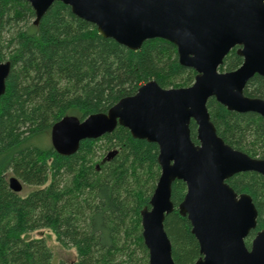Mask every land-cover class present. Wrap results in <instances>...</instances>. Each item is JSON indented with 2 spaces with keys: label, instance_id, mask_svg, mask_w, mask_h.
Instances as JSON below:
<instances>
[{
  "label": "trees",
  "instance_id": "16d2710c",
  "mask_svg": "<svg viewBox=\"0 0 264 264\" xmlns=\"http://www.w3.org/2000/svg\"><path fill=\"white\" fill-rule=\"evenodd\" d=\"M34 19L27 2L0 0V61L10 63L0 97V264H53L45 240L28 237L39 230H49L61 248L75 250L71 264H148L140 212L149 208L160 175L157 145L134 139L122 127L81 141L68 156L41 141L64 117L82 121L106 113L152 80L163 89L187 88L195 72L179 64L173 44L147 40L139 50H129L102 37L60 2L37 24ZM236 50L219 72L239 68ZM244 95L264 100V77L253 76ZM206 108L226 145L264 159V118L230 112L213 98ZM190 136L197 143L193 122ZM111 151L116 154L104 161ZM8 173L31 190L12 192ZM227 184L238 195L250 196L257 211L256 229L245 240L249 248L264 229V177L246 172ZM185 192L182 181L173 183L174 209L163 223L174 264H194L199 258L190 224L177 210Z\"/></svg>",
  "mask_w": 264,
  "mask_h": 264
},
{
  "label": "water",
  "instance_id": "95a60500",
  "mask_svg": "<svg viewBox=\"0 0 264 264\" xmlns=\"http://www.w3.org/2000/svg\"><path fill=\"white\" fill-rule=\"evenodd\" d=\"M34 12V24L54 2L94 25L98 33L136 51L147 40L160 39L176 47L181 66L195 72L187 88H161L155 81L140 86L106 113L82 121L67 116L50 129V143L60 155L75 153L81 141L99 139L117 127L134 139L158 147L160 175L140 212L142 239L148 264H174L164 219L173 209L175 181L186 192L178 214L186 217L199 247L194 264H264V229H256L257 211L247 194L238 195L227 184L231 177L254 172L264 177V159L234 150L217 136L206 108L211 98L230 112L264 118V100L244 95L247 82L264 77V0H20ZM236 48L242 63L234 71L219 72L224 58ZM10 63L0 61V97ZM196 126V142L190 124ZM116 151L109 152V161ZM20 193L21 183L8 179Z\"/></svg>",
  "mask_w": 264,
  "mask_h": 264
},
{
  "label": "rangeland",
  "instance_id": "374dc122",
  "mask_svg": "<svg viewBox=\"0 0 264 264\" xmlns=\"http://www.w3.org/2000/svg\"><path fill=\"white\" fill-rule=\"evenodd\" d=\"M42 146H50V133L44 135L41 141ZM100 146V145H99ZM11 177L8 173L7 178ZM31 188L23 185L20 192L21 195H26ZM29 238H43L49 250L52 253V263L58 264L59 262H64L65 264H71L76 260V253L73 248L63 249L55 241V237L49 230H39L28 235Z\"/></svg>",
  "mask_w": 264,
  "mask_h": 264
}]
</instances>
